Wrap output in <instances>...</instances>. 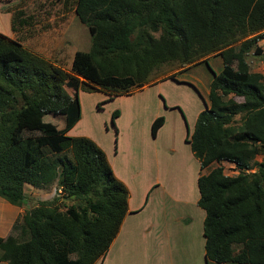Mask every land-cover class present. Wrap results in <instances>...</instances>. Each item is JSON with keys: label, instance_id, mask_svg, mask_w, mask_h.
<instances>
[{"label": "trees", "instance_id": "trees-1", "mask_svg": "<svg viewBox=\"0 0 264 264\" xmlns=\"http://www.w3.org/2000/svg\"><path fill=\"white\" fill-rule=\"evenodd\" d=\"M73 13L90 45L73 52L69 71L0 34V197L17 206L23 184L54 185L0 237V261L93 264L118 231L126 187L91 139L66 134L80 117L79 89L108 90L110 99L148 84L164 64L218 55L207 105L184 138L199 169L216 163L196 178L203 256L264 264V74L245 59L250 49L261 53L264 0H75ZM19 15L11 14V29ZM117 114L109 118L115 134ZM48 115L61 116L62 126ZM162 122L152 120V136ZM222 161L236 173L226 174Z\"/></svg>", "mask_w": 264, "mask_h": 264}, {"label": "crops", "instance_id": "crops-1", "mask_svg": "<svg viewBox=\"0 0 264 264\" xmlns=\"http://www.w3.org/2000/svg\"><path fill=\"white\" fill-rule=\"evenodd\" d=\"M21 1L0 0V34L17 40L28 50L60 65L58 60L64 53L63 48L68 42L66 37L68 28L63 24L59 25L60 27H55L54 36H49V31H40L38 25L40 24L42 28L43 23L40 22L39 18H43L44 12H38L31 7H27L30 0H26L25 5L18 6ZM2 2H5L4 4L7 6L5 10L3 9L5 6H1ZM17 11L20 15L17 17L13 29H11V14ZM44 50L49 52L52 50V52L48 54ZM212 57H215L216 65V68L213 69L206 65ZM206 60V64L198 62L173 70L177 72L189 71V79L192 82L182 79L178 82L189 81L195 88H193L194 91L197 92L194 94L198 102L190 94L192 103H188L187 107H183L176 102L170 104V109L180 105L187 122L188 120L191 121L189 133L198 112L207 105L208 85L212 78V72L217 73L222 67L218 55H209ZM154 81H156L155 78ZM200 85H202V89H200ZM158 111L159 108L147 110L134 106H129L126 110H118V114L114 118V123L118 129L116 130L117 144L114 147L115 152L105 148L104 141L101 139L91 138L88 134H78L91 139L102 150L113 175L127 189V211L121 220L118 231L104 256L93 264H212V261H205L203 256L204 241L201 227L204 211L196 203L198 198L196 178L198 175L205 174L208 170L199 169L198 161L191 151L186 153L188 167L184 176L178 177L175 172L160 170L161 165L158 163V157L162 152L159 149V146H161L159 145L161 143L159 138L171 134L176 127H180L182 118L180 117L181 121H177V117L181 113H175L170 117L167 114L161 115L163 122L157 128L155 135L152 136L150 134V124L155 117L159 116L160 112ZM123 118L125 119L123 120ZM167 118H173V121H170L168 125L170 133L165 134V129L168 128L166 127ZM79 121L80 119L66 132L67 135H77L73 131ZM144 123H146L148 134ZM121 131L124 134L123 139L120 138ZM184 132L183 139L186 134H189L188 125L185 127ZM224 163L228 162L222 161L221 165ZM228 164L233 167L231 163ZM195 167H197L196 171ZM165 172L167 174H163ZM165 177H168V179ZM170 179L177 182L170 183L168 182ZM46 189L23 184L24 199L17 206L0 197V237L9 234L12 223L24 210L34 206L37 201L49 199L53 195L54 192L51 195ZM145 205L150 206V209L152 208L155 213L154 220L141 222V220L133 217L134 213L140 211ZM145 216L146 219H150L149 214ZM132 239L139 241L137 246H133ZM126 241H130L128 247L131 251H116V245L122 246ZM0 264L6 263L0 261Z\"/></svg>", "mask_w": 264, "mask_h": 264}, {"label": "rangeland", "instance_id": "rangeland-1", "mask_svg": "<svg viewBox=\"0 0 264 264\" xmlns=\"http://www.w3.org/2000/svg\"><path fill=\"white\" fill-rule=\"evenodd\" d=\"M74 1L75 0H30L27 3V7H31L38 12H44L43 18H39L40 22L43 23V25H41L42 28L40 27V24L38 25V29L40 31H49L48 35L54 36L57 26L63 24L66 25V28H68V32L66 34L68 42L63 48L64 53L58 60L60 66L66 71H69L72 53L75 50L86 51L88 50L90 45L87 28L76 19L73 13ZM4 3L5 2H2V7L5 6ZM24 3L26 4V0H22L21 3H18V6ZM6 8L7 6H5L3 9L5 10ZM257 45L261 53L259 55H256L257 53L250 49L245 55V59L248 64L249 71L264 74V39H260L257 42ZM44 52L51 54L52 50H50V52L44 50ZM207 63L211 67V69L216 68L215 57H212ZM232 66L234 65L232 64ZM177 68L180 67L174 62L164 64L158 69V71L151 75L150 78L153 79H151V81L148 84H145L142 88L134 89L129 94H120L113 96L114 98L111 97L110 99L107 98L108 90L106 92L99 89L90 91L79 89L77 91V97L80 106V121L78 122L77 126H75L73 133H77L76 136H80L78 135L80 133L88 134L89 136H91V138L94 139H101L102 141H104L105 148H109L112 152H115L114 147H116L117 144V135L113 132V128L110 125L109 121L110 113L112 110H126L129 106H134L140 109L145 108L147 110H156L157 108H159V115L167 114L168 117L173 116L175 113H181L182 116L180 115L177 117V121L180 120V117L182 118V121L180 120L182 122V124H180V127H176L175 131L171 134L164 135L162 137L160 136L159 138L161 141V143H159V145H161L159 146V149L162 153L158 157V163L161 165V171L163 169L170 172H175L176 176L178 177L184 176L185 171L188 167L186 153L190 150L188 143L183 139V136L185 133V127H187L188 125L189 133L192 123L189 120L187 122L181 106L187 107L186 105L188 103L191 104V97H195V99L197 100L194 94L197 92L194 91L195 88L191 85V83H189V81L191 80L189 79V71H173ZM162 77L163 79H161ZM154 78L156 79V81H154ZM180 79L189 81H183L182 83H179L178 80ZM200 89H202V85H200ZM190 94L192 95L191 97ZM236 99L240 100V98ZM172 102L180 103L181 106L178 105L176 108L170 109V104ZM237 118L238 116H235L236 120ZM124 119L125 118H123V120ZM45 120L51 121L52 123L56 124V127L62 126L61 116L53 117L51 115H48L45 117ZM167 120L168 121L166 123V127H168L170 121H173V118H167ZM114 127L116 128V130H118L115 123ZM144 127L147 131L146 123H144ZM167 133H170L169 127L165 129V134ZM120 138H124V134L122 133V131L120 132ZM256 158L259 159V156H257ZM215 165L216 163H211L207 168H204V171H207L209 168ZM222 166L226 174L232 175L236 173V170L231 167L230 164L224 163L222 164ZM158 167L160 166L158 165ZM196 169L197 167H195V171ZM163 174L167 173L165 172ZM165 178L168 179V177ZM168 182L174 184L177 181H173L172 179H170ZM46 190L49 191L52 195V193L54 192V185L50 186ZM150 194L152 195V193ZM149 207L145 205L144 208H142L140 211L134 213L133 217L141 220V222H144V220H154L153 216L155 215V213L153 212L152 208L150 209ZM148 214L150 215V219H146L145 215ZM128 243L130 244V241H126V243L122 246L116 245V251H131V249H129L128 247ZM138 243L139 241L137 239L132 241L133 246H137ZM212 264L219 263L212 262ZM224 264L237 263L225 262Z\"/></svg>", "mask_w": 264, "mask_h": 264}]
</instances>
